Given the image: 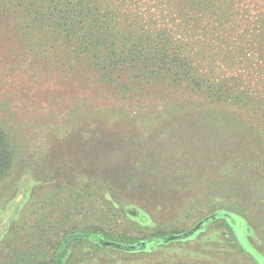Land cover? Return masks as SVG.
I'll list each match as a JSON object with an SVG mask.
<instances>
[{"label":"rangeland","instance_id":"obj_1","mask_svg":"<svg viewBox=\"0 0 264 264\" xmlns=\"http://www.w3.org/2000/svg\"><path fill=\"white\" fill-rule=\"evenodd\" d=\"M116 4L147 84L68 72L0 11V264H264V0Z\"/></svg>","mask_w":264,"mask_h":264},{"label":"trees","instance_id":"obj_2","mask_svg":"<svg viewBox=\"0 0 264 264\" xmlns=\"http://www.w3.org/2000/svg\"><path fill=\"white\" fill-rule=\"evenodd\" d=\"M116 1L0 0V11L11 16L19 37L34 47L40 57L64 67L68 72L78 69L74 67L75 64L82 63L85 69L93 71L99 79L103 78L100 71L110 68L125 88L139 82L147 84L150 82V72L145 60L150 53L147 42L145 43V34L140 35L138 31L134 32L138 40L132 34V39L119 40L117 44L109 43L116 38H113L116 21H112V12H119ZM138 42H141L140 45ZM124 74L126 76L122 79ZM1 135L0 131V137ZM2 158L8 163L9 157L2 155ZM199 226L200 224H196L187 233L179 230L150 233L143 235L140 240L145 243L166 242L181 233L187 237L197 231ZM69 237L73 242L85 240L97 245L110 240L115 243L139 241L124 234L113 237L108 232L99 230L74 232ZM60 250L61 248L55 255L54 264H62Z\"/></svg>","mask_w":264,"mask_h":264}]
</instances>
